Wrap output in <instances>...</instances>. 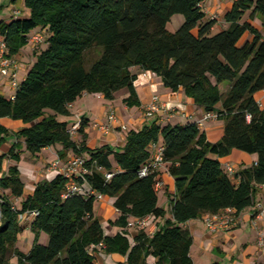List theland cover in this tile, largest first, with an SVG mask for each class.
I'll return each mask as SVG.
<instances>
[{
  "label": "trees",
  "instance_id": "trees-1",
  "mask_svg": "<svg viewBox=\"0 0 264 264\" xmlns=\"http://www.w3.org/2000/svg\"><path fill=\"white\" fill-rule=\"evenodd\" d=\"M24 1L28 17L16 14L0 22L10 56L29 44L37 28L47 38L44 47L35 48L36 60L14 98L0 94V148L14 138L0 154V189L5 192L0 196V264H15L13 259L16 264H99L91 246L100 243L108 253L124 255V264H195L194 238L184 225L228 208L239 216L264 184V105L257 97L264 91V0H234L224 16L228 26L216 31L217 19L207 17L205 0ZM179 13L184 21L171 31L169 22ZM93 51L99 54L88 63ZM136 67L156 74L173 91L183 88L205 112L215 111L224 122L221 139L210 141L192 120H154L131 129L121 149L107 144L91 148L83 119L74 137L69 122L58 115L70 116L72 103L84 93L114 99L127 88L125 103L141 105ZM3 117L27 126L11 131L1 123ZM155 141L164 146V164L175 182L172 192L166 191L169 210L159 204L155 189L160 171L139 175ZM57 144L62 146L59 156L72 152L85 159L86 172L73 177L84 191L69 190V177L58 172L24 197L22 149L37 155ZM234 149L257 159L231 175L221 158ZM7 159L15 163L5 170ZM100 194L118 210L110 220L120 228L114 235L105 233L96 214ZM11 197H23L21 206ZM28 211L36 213L24 220L35 238L26 252L17 243L26 228L20 215ZM149 215L151 222L164 221L154 232L137 227L131 240V219ZM43 232L47 243L40 242Z\"/></svg>",
  "mask_w": 264,
  "mask_h": 264
},
{
  "label": "crops",
  "instance_id": "crops-1",
  "mask_svg": "<svg viewBox=\"0 0 264 264\" xmlns=\"http://www.w3.org/2000/svg\"><path fill=\"white\" fill-rule=\"evenodd\" d=\"M233 1L234 0H205L204 5L206 7H204V9L205 11L207 10V17H209V12L213 13L220 11L219 13L223 15L221 19L217 20L214 31L228 26L224 16L231 8ZM21 2V6L17 7L16 2L10 3L8 0H0V22L3 19L15 16L16 12H20L18 15L19 17H28L29 9L25 6L24 0H21ZM253 23L259 26V20H255ZM42 32L41 29L37 28L33 30L31 34H41ZM1 39L2 36L0 34V40ZM41 44L40 47H44L45 44ZM35 48V43L30 41L29 44L24 46L15 56L20 64L18 71L20 81L24 80L36 60L34 55ZM134 71L138 72L136 89L141 101L140 106L130 107L125 103L124 99L129 95L127 88L117 91L114 99H107L100 93H84L72 103L70 107L72 114L70 116L58 115V118L68 121L69 126H72L78 118L86 120L88 122V145L91 148L107 144L118 149L124 147L129 130H140L146 124L154 120L162 124H176L186 123L191 120L198 121L204 118L206 113L205 110L196 105L192 98L185 94L183 88L178 91H173L166 87L161 78L156 74L142 71L138 67L134 68ZM14 93L15 89L11 86L9 79L4 77L0 70V94L10 98ZM155 96H159L160 98V109L153 117H147L145 114L146 106ZM257 97L264 105V91L259 92ZM111 111L116 113L117 120L108 131H105L103 126L109 123L108 116ZM1 123L11 131H19L27 126L22 120L10 117L1 118ZM200 128L206 132L210 141L216 142L221 139L224 133V122L219 119L207 120L204 122V126ZM13 142L14 138H10L9 141L0 148V154L7 152ZM61 148L62 146L57 144L44 148L37 155H32L24 146L21 152V161L19 162L20 169L22 168L24 159L30 164V170L28 174H26L27 180L24 179V172L23 169H21V176L25 183L24 197L34 191L35 185L39 181L44 179L50 180L59 172V170L51 169L49 167L50 163L56 160H60L61 163H64L73 155L72 152H68L63 157L59 156L58 152ZM256 159V154H248L247 152L234 149L229 156L221 158V161L224 163L235 162V167L237 169L239 165H243V167L251 165ZM13 163L15 162H11L8 159L5 160V170ZM159 171V178L163 183L158 191L159 204L169 210L170 204L166 191L172 192L175 188L174 178L170 175L167 164H163ZM0 192H4V190L0 189ZM260 197H262V193L259 190L257 198ZM20 199L22 200L23 197ZM97 200H100V207L97 209L96 214L105 226L108 220H114L117 217L118 212L109 197L103 196ZM254 211L253 206L245 209L239 215L240 223L238 226L231 230H219L217 232H212L208 229L204 221V215L189 220L184 226L191 231L194 238V243L191 247V255L194 259V263L197 264V261L203 264H211L215 261L222 264H255L256 262H264V249L260 248L258 245L259 231L262 226L259 224L257 227L253 224L252 219ZM168 215H170V213ZM163 221L164 219H159L156 222H152L149 231L153 232L156 230ZM108 227H110L112 234L119 231L117 226L109 225ZM112 256L114 258L115 254ZM107 261H110V259L107 258L106 262L100 261L99 264H108Z\"/></svg>",
  "mask_w": 264,
  "mask_h": 264
},
{
  "label": "built area",
  "instance_id": "built-area-1",
  "mask_svg": "<svg viewBox=\"0 0 264 264\" xmlns=\"http://www.w3.org/2000/svg\"><path fill=\"white\" fill-rule=\"evenodd\" d=\"M20 12H16V14H19ZM31 42H34L35 44L43 41L42 35L40 33H34L31 34ZM20 68L19 61L16 59L15 56H10L9 54V47L6 43V41L2 38L0 40V70L4 77L8 78L10 81L11 86L15 89L18 88L20 84L18 71ZM12 98H14V94L12 95ZM160 109V98L159 96H155L153 100L146 106L145 114L147 117H153L158 110ZM109 123L104 125L103 128L105 131H108L112 124L117 120L116 113L114 111H111L109 114ZM218 119V114L215 111L212 112H206L203 119L198 120V125L204 126V122L207 120H213ZM81 125V118H78V120L71 126L70 132L72 135H75L77 133V130L79 129ZM85 159L80 155L73 154L70 156L66 162L61 163L60 160H56L52 163H50L49 167L51 169L59 170V172L65 174L67 177H69V184L68 189L75 192H83L84 188L79 185L75 180L74 176L79 175L82 172H86V169L84 168ZM164 164V146L161 142H152L150 144V157L146 161V163L143 164L142 168L139 171L140 176H146L150 173L157 172L160 170L161 166ZM225 169L228 171L229 174L233 175L236 172L235 165L231 164L230 162H227L224 164ZM107 177L111 178L112 173H107ZM162 181L159 178V175L157 176V181L155 183V189L157 191L160 190L162 187ZM258 188L260 192L262 193V197L255 198V201L253 203L254 207V213H253V224L255 226H259V224L262 226L259 231V238H258V245L260 248L264 249V184H259ZM103 197L102 194L97 196V199H100ZM117 210V209H116ZM118 212V210H117ZM35 212H25L20 215L21 218H24L25 220H30ZM151 216L143 217V218H132L129 227H140V228H146L149 230V227L152 222ZM204 221L208 229L212 232H217L219 230H231L234 227L239 225V216L236 214V210L234 208H228L220 213H206L204 214ZM155 231V230H154ZM153 231V232H154ZM151 232V231H150ZM106 246L104 243H100L98 245H92L91 249L96 250L98 248L104 249Z\"/></svg>",
  "mask_w": 264,
  "mask_h": 264
},
{
  "label": "rangeland",
  "instance_id": "rangeland-1",
  "mask_svg": "<svg viewBox=\"0 0 264 264\" xmlns=\"http://www.w3.org/2000/svg\"><path fill=\"white\" fill-rule=\"evenodd\" d=\"M21 4H22L21 0H17V1H16V6H17V7H20ZM204 7H206V6L204 5ZM206 11H207V10H206ZM206 11H205V12H206ZM219 12H220V11L213 12V13H210V12H209V18H210V17H214V18H216L217 20H218V19H221V18L223 17V15L220 14ZM247 15H249V13H248ZM183 21H184V17H183L182 14H180V13H179V14H175V15L173 16L172 20L169 22V29H170L171 31H175V30H177V28L180 27V25H181V23H182ZM40 35H42L43 40L47 38V33L42 32ZM41 43H43V41H41V42L35 44L36 48H38V47H39L38 44L40 45ZM98 54H99L98 51L90 52V53L88 54V56H87V62L90 63L94 58H96V57L98 56ZM222 89H224L223 86H222ZM77 136H78L77 134L74 135V137H77ZM248 154H250V153H248ZM225 157H227V156H225ZM222 158H224V157H222ZM11 162H15V161L12 160ZM222 163H223V164H226V163H224V162H222ZM13 164H14V163H13ZM231 164L235 165L236 163L233 162V163H231ZM239 164H240V163H239ZM242 167H243V165H239L238 168H242ZM238 168H237V169H238ZM21 169H23V172H24V176H23L24 179L27 180L28 178H27V175H26V174H28V171L30 170V164H29V162H28L26 159L23 160V165H22V168H21ZM3 194H5V192H0V196L3 195ZM11 198H12L13 203H14L17 207H20V206H21V199H20V198H17V197H11ZM161 203H162V201H161ZM99 207H100V200H96V203H95V210L97 211V209H99ZM96 213H97V212H96ZM112 213H113V211H112ZM0 217H1V213H0ZM20 220H21V222L23 221V223H24V225H25L26 228H25V230L20 234V239H19L17 245H18L21 249H23L24 251L28 252V251L32 248V246H33L35 236H34V233H33L30 229L28 230V225H29V223L24 222V220H25L24 218H21V217H20ZM0 223H1V221H0ZM109 225H111L110 220H108V223L104 226V228H105V233H106L107 235H114V234H116V233H114V234L111 233V229H110V227H108ZM118 230H119V227H118ZM136 231H137V228H134V227H131V228H130V227H129V233H128V234H129V237H130L131 240L133 239V235L135 234ZM117 232H118V231H117ZM48 240H49V236H48V234L45 233V232H43L42 235H41V237H40V242H41V243H47ZM94 254H95L96 261H97L98 263H99L100 261H102V262H103V261L106 262L107 258L110 259V261H107L108 264H124V263L126 262V257H125L124 255L119 254V253H115V257L113 258V256H112L113 254L108 253L105 249H102V248H98V249H96V250L94 251ZM149 258H150V261L153 260L152 257H149ZM13 263L16 264V260H15V259H13ZM197 264H203V263H201L200 261H197Z\"/></svg>",
  "mask_w": 264,
  "mask_h": 264
}]
</instances>
